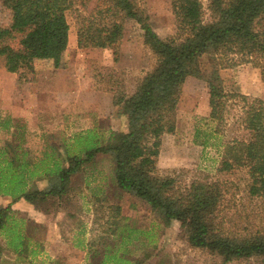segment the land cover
Returning a JSON list of instances; mask_svg holds the SVG:
<instances>
[{
  "label": "trees",
  "instance_id": "trees-1",
  "mask_svg": "<svg viewBox=\"0 0 264 264\" xmlns=\"http://www.w3.org/2000/svg\"><path fill=\"white\" fill-rule=\"evenodd\" d=\"M140 1L0 0L11 17L10 25L0 24V56L8 72L30 69L35 59L59 64L68 44L67 12L74 15L79 48L117 52L124 35L118 13L128 10L154 56L152 68L131 94H114L113 104L126 118L127 129L110 130L105 140L90 129L71 139H46L40 151H31L25 145V125L0 118V196L11 198L0 208V234L8 244L6 248L0 244V256L8 249L18 255L28 250V237L17 225L24 221L14 219V202L23 199L53 215L59 209L69 210L81 192V173L100 155H107L114 189L160 217H180L190 228L189 247L218 256L222 264L250 257L264 259V101L238 91L228 93L220 75L223 68L250 63L264 81V0H170L171 11L179 18L197 20L208 13L212 19L179 28L165 38L155 32ZM188 76L203 78L208 88L209 112L196 121L194 143L219 152L217 172L246 168V197L259 208L255 215L238 213L237 219L253 222L249 227H237L236 220L233 226L224 225L222 212L230 188L226 182L203 173L187 179L185 168L159 172L161 137L176 129L177 103ZM235 101L241 105L235 120L244 134L224 140L223 127ZM34 180H45L46 186L34 188ZM89 188L96 196V186ZM108 204L100 233L86 244L84 264H147L152 257L146 248L150 243L147 233L134 220L128 221L118 204ZM135 240L142 255L130 261L127 255Z\"/></svg>",
  "mask_w": 264,
  "mask_h": 264
},
{
  "label": "rangeland",
  "instance_id": "rangeland-1",
  "mask_svg": "<svg viewBox=\"0 0 264 264\" xmlns=\"http://www.w3.org/2000/svg\"><path fill=\"white\" fill-rule=\"evenodd\" d=\"M92 5L93 3L90 4ZM140 5L161 38L173 34L179 28L194 23H207L212 19L208 13L197 20L179 18L172 13L170 0H141ZM67 21L68 44L59 64L55 66L52 60L44 59L36 60V65L43 70L45 80L49 75L48 69L53 67L61 70L60 74L63 75L59 81L63 87L61 91L67 90L69 93L71 89H76V94L79 92L83 99L82 107H75V112L72 108H66L58 116L55 113L59 111L46 110V105L50 106L49 101L55 100L49 99L55 92L53 82L48 81L44 87L42 84L40 86L44 88L47 99H34L39 96L40 89L31 90L29 86L20 84L28 83L26 70L20 72L21 74H15V77L13 75L6 78L7 83L3 87L0 86V111L2 114L4 111H10L21 116L23 123L26 124L25 144L34 150L41 149L46 139L49 141L61 137L71 139L75 134L90 129L98 131L102 140H105L110 130L127 129L126 118L118 114V107L113 104V96L119 91L131 94L140 78L154 64L152 52L143 43V30L128 10H121L118 13V21L123 26L124 35L117 52H113L111 48H79L76 43L73 13L67 12ZM10 23L9 10L0 4V24L8 26ZM1 69L0 56V73ZM220 75L228 93L238 91L249 98L264 101V81L261 80L259 70L250 63H239L233 67L223 68ZM23 78L27 81L23 82ZM13 79L15 80L12 81ZM29 82L36 83L35 80ZM10 86L14 87L11 89ZM41 106L39 112L37 109ZM208 112V88L205 80L194 76L186 77L176 108V129L174 133L161 137L157 167L160 174H166L172 168H185L189 170L184 176L187 179L203 173L211 179L226 182L230 188L226 193L229 202L224 204L222 212L225 215L224 225L233 226V221L236 220L237 227H249L253 222H242L237 219L238 213L242 217L255 215L259 208L258 204L246 197L248 182L246 168L217 172L221 160L219 152L212 146L202 148L194 143L196 121L199 117L206 116ZM240 113V102L235 101L226 126L223 127L221 139L226 140L244 134L242 126L235 120ZM111 169L110 158L107 155H100L93 166L81 173L83 176V180H80L81 192L77 196L76 205L70 208L73 216L65 218V213L59 212L55 217L50 216L49 219L47 217V221L42 222L45 223L43 226L45 235L49 237L51 254L69 250L67 245L62 244L61 240L64 238L71 242L75 240L74 243L83 239L94 240L100 233L102 229L100 225L109 211L107 204L111 203L118 204L121 214L128 217V221L134 220L135 225L147 233V240L150 243L146 248L152 253L147 264H222L218 256L189 247L187 235L190 228L180 217L171 219L160 217L134 197L115 190L111 185ZM84 180L89 182V187L96 186V196L86 186ZM32 185L34 188L43 187L40 182L33 181ZM8 200L9 198L1 200L0 206L5 205ZM15 207L24 209L30 208V205L16 203ZM59 231L62 236L59 235ZM130 249L127 255L130 261L142 255V247L138 241L135 240ZM227 264H264V259L250 257Z\"/></svg>",
  "mask_w": 264,
  "mask_h": 264
},
{
  "label": "crops",
  "instance_id": "crops-1",
  "mask_svg": "<svg viewBox=\"0 0 264 264\" xmlns=\"http://www.w3.org/2000/svg\"><path fill=\"white\" fill-rule=\"evenodd\" d=\"M1 58H2V69H1L2 71L0 73V86L1 87H3L4 84L7 83L5 81L6 78H11L13 75L15 77V74H21L20 72L26 70L28 72V73L26 72L27 73L26 75L28 76L26 77L28 79V83L26 84L20 83V84L22 86H27V87L29 86L31 90L32 88L40 89L39 96L37 95L34 99H47L48 97L44 95V92H45L44 88L40 86L42 84L44 87V84L46 85V82L48 81L53 82V88L55 92L52 95V97L49 99H55V100L49 101L50 106L48 107L46 105V110H49L52 112L59 111V113H55L56 116H58V114H60L61 112H64L66 108H72V110L74 111L75 107L83 106L82 105L83 99L81 98V95L79 94V92L76 94V89L74 88L71 89L72 91L71 90L68 91L69 93H67V90L66 92L61 91V89H63L62 85L59 84V81L62 80L61 77L63 76L62 74H60L61 70H58L57 68H53V67L48 69L49 75H47V80H45L46 77H45V74H43V70L41 71V69L38 68V65H36V60H44V59H35L33 62L34 65H32L30 69H20L16 72H8L4 66L3 56H1ZM48 70L46 71L48 72ZM32 79H34L36 83L32 84V82H29V80L34 82V80ZM14 80L15 79H13L12 81ZM22 80L23 82L27 81L24 78ZM12 81L10 82L11 86L13 84ZM11 86L10 88L12 89L14 86L13 87ZM63 86H65V83L63 84ZM39 108L37 110L40 112L42 106ZM42 112H44V110ZM16 113L18 112L16 111ZM4 114H2V112L0 111V118L9 117L12 123L24 124L25 130H26V124L23 123V120L22 118H20L21 117L20 115L15 114V113L13 114L10 111H4ZM12 129L13 127L11 128V130ZM125 130L126 129H123L122 131H125ZM28 148L31 149V151L41 150V149L34 150L31 147H28ZM35 182H40L42 184L41 186H43L37 189H43L46 186L45 180H38V181L34 180V183ZM31 186L33 187L32 182H31ZM5 198L6 199L9 198V200L3 206H6L11 201V198L9 196H0V201ZM16 203L18 204L26 203L30 205V208H24V209L16 208L15 207ZM3 206H0V208ZM74 210L77 211L78 209H74ZM12 211L14 212L13 214L14 219L17 223L20 222L21 219H23L24 221V224L18 223L17 225H18V229L20 230L19 232L26 234L28 237V240H27L28 250L25 253L19 254V255L9 249L4 250L2 255L0 256V264H53L54 262H57L58 264H84L87 261L86 244L88 243V241L91 240V238L85 241H83L84 239L83 240L81 239L83 242L76 241V243H74L75 240L71 242L68 239L64 238L61 241H62V244L64 243L65 245L68 246V249H69L68 251H65L64 253L60 252V253H55V254H51L49 252V237L45 235V232H44L45 230L43 229V226L45 225V223H42V222L47 221V217L48 219L50 216L55 217V215L59 212H64L65 218L72 217L73 211H71L70 209L69 210L59 209L57 210L55 215L47 214L38 209H35L32 203L25 201L23 199H20L12 204ZM60 234H61V231H59V235ZM60 236H62V234ZM0 244L4 248H6V246L8 245L6 238L2 234H0Z\"/></svg>",
  "mask_w": 264,
  "mask_h": 264
}]
</instances>
